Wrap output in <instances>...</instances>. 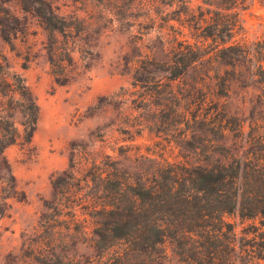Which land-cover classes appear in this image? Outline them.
<instances>
[{"label":"rangeland","instance_id":"rangeland-1","mask_svg":"<svg viewBox=\"0 0 264 264\" xmlns=\"http://www.w3.org/2000/svg\"><path fill=\"white\" fill-rule=\"evenodd\" d=\"M45 1L66 22L54 37L17 0H0V54L37 106L26 139L20 101L3 96L0 85V132L18 134L0 156V264H93L90 234L81 233L87 209L76 206L75 219L67 208L48 209L51 179L58 174L73 183L62 174L73 169L80 185L74 190L85 197L93 188L80 179L91 161L104 156L145 171L154 162H195L208 149L200 120L213 103L241 124L236 133L225 132L220 144L235 156L249 150L255 132L264 133V85L249 62L232 67L213 61V44L203 36L209 16L218 12L221 37L260 38L264 0H235L232 7L226 0ZM185 43L202 44L204 56L169 82L154 67ZM137 76L157 82L140 87ZM158 102L165 104L161 111ZM174 103L179 114L172 111ZM225 219L235 233L233 264H264L244 262L264 252L257 220L241 218L236 210ZM162 250L161 264H184L168 242Z\"/></svg>","mask_w":264,"mask_h":264},{"label":"trees","instance_id":"trees-1","mask_svg":"<svg viewBox=\"0 0 264 264\" xmlns=\"http://www.w3.org/2000/svg\"><path fill=\"white\" fill-rule=\"evenodd\" d=\"M226 1L229 7L236 3ZM17 2L23 9L35 13L49 36L54 37L65 29L64 17L47 1ZM220 15L213 12L209 16L208 31L203 36L213 44L210 49L213 61L232 67L249 62L252 75L264 85V32L252 42L231 40L230 34L223 38L216 30ZM232 26L234 23H229L226 29L230 31ZM203 56L202 44L185 43L162 65L154 67V71L172 82ZM134 81L140 87L157 82L141 76ZM0 85L6 89L3 96L20 101L22 125L29 139L35 127L37 106L22 77L9 70L1 54ZM155 106L161 111L165 104L158 102ZM178 107V103L173 104L174 114H179ZM210 109L200 120L206 126L208 149L195 162H154L145 171L121 167L117 160L104 156L97 162L91 161L80 179L84 187L90 182L93 188L85 197L79 193L80 189L74 190L80 185L73 169L62 171L73 183L58 174L51 179L53 193L48 209L67 208L72 219L76 217V206L87 209L83 212L87 226L81 233L90 234L89 240L96 252L93 264H161L164 242L170 244L174 255L184 264H233L235 233L225 215L234 210L241 218L256 219L264 232V133L256 131L251 148L241 156L231 155L220 139L225 132L239 131L241 124L217 104L213 103ZM1 112L2 108L0 122ZM17 136L13 129L0 132V156L3 148ZM260 242L264 245V235L260 236ZM250 257L244 262L264 260V252Z\"/></svg>","mask_w":264,"mask_h":264}]
</instances>
